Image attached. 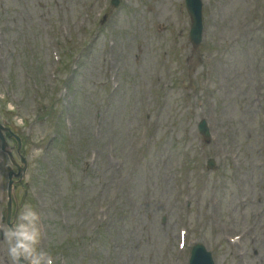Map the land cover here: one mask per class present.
Masks as SVG:
<instances>
[{
    "label": "rangeland",
    "instance_id": "rangeland-1",
    "mask_svg": "<svg viewBox=\"0 0 264 264\" xmlns=\"http://www.w3.org/2000/svg\"><path fill=\"white\" fill-rule=\"evenodd\" d=\"M225 12L228 14L230 12H232V10H235L237 12V23L238 25H241L244 21H246L247 19V4L245 3V0H225ZM162 12L164 14L167 13V7H163L161 8ZM147 30H149V26H147L146 28ZM247 29V28H246ZM246 35V33H245ZM153 53H151V55L146 54L144 59H147L149 61V67L150 65H152V58ZM139 72L141 73V71H144V67L143 65H140L138 67ZM230 85L227 89L223 90L222 92H220L217 96L216 99L220 100L222 103L226 104L229 107V111H230V116H228L226 118V120H230V118H232L235 122H237L238 124V128L241 132H245L246 130V126L248 125H253V121L252 119L247 116V113L251 112L250 108L248 105L242 103L244 97L246 96L244 93V85L246 83V80H234L232 82H229ZM17 87L22 88V84L21 82H16ZM212 89V88H210ZM213 90V89H212ZM128 96H130V94H128ZM209 99V98H208ZM93 100V99H90ZM95 100H98L97 98H95ZM170 100V98H169ZM195 97L193 99V101H195ZM175 103H171V112L173 113L172 116L176 115L177 113L173 111V109L175 108ZM179 107H182L181 105H179ZM222 107V105H221ZM221 108L215 110L214 112L220 111ZM208 112V109H205V114ZM220 115V114H218ZM254 115V114H253ZM252 115V116H253ZM253 118V117H252ZM185 127V124L182 125ZM183 130V129H181ZM174 146L178 148V152H177V156L176 158H178V155L181 157H184L185 154L187 155H191V154H195L198 152V148L195 144H193V142L191 141V135L190 133H186L182 136H179L177 138V142L174 143ZM181 166H183V162L181 163ZM179 170V169H177ZM143 173V172H141ZM169 181V179L167 180ZM139 183V189H141L142 187H144V183H145V175L141 176V178L136 181V184ZM81 193H76L73 201L71 202L70 205V201L68 200H62L60 197H53L50 198V202L57 204L58 201H61L64 206H71L73 208L75 202H76V207L80 208L83 206V202L84 199L80 198ZM198 196L200 198H202L203 204H207L208 200H209V196H208V192H198ZM209 205L207 204V207ZM210 207V206H209ZM210 213L213 211V209L211 208ZM164 212H166L169 215V221L172 219V216L174 215V213H176L175 208L174 207H170L168 209H164ZM176 222V220H175ZM259 227V224L257 225V229ZM166 226L162 227L161 223H160V216L155 217L154 219L150 220L147 222V228H146V233L150 234V236H169L170 233L172 232V229H167L166 230ZM164 230V231H161ZM87 232H90L89 229H87ZM138 232L132 233V229L131 228H127L124 227L121 231H118L117 233H115V237L117 239H126L128 238V236H133L132 234H137ZM98 256L100 257L101 255H103V249H101V251H98Z\"/></svg>",
    "mask_w": 264,
    "mask_h": 264
},
{
    "label": "clouds",
    "instance_id": "clouds-1",
    "mask_svg": "<svg viewBox=\"0 0 264 264\" xmlns=\"http://www.w3.org/2000/svg\"><path fill=\"white\" fill-rule=\"evenodd\" d=\"M25 220L29 223H24ZM38 221L37 212L31 206H25L18 214L17 221L8 228L6 240L11 264H55L50 253L37 249L40 237Z\"/></svg>",
    "mask_w": 264,
    "mask_h": 264
}]
</instances>
